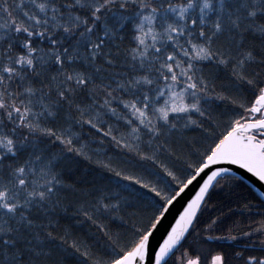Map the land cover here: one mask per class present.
Masks as SVG:
<instances>
[{
	"label": "snow or ice",
	"instance_id": "6c2138e0",
	"mask_svg": "<svg viewBox=\"0 0 264 264\" xmlns=\"http://www.w3.org/2000/svg\"><path fill=\"white\" fill-rule=\"evenodd\" d=\"M0 264H264V0H0Z\"/></svg>",
	"mask_w": 264,
	"mask_h": 264
},
{
	"label": "trees",
	"instance_id": "16d2710c",
	"mask_svg": "<svg viewBox=\"0 0 264 264\" xmlns=\"http://www.w3.org/2000/svg\"><path fill=\"white\" fill-rule=\"evenodd\" d=\"M237 191H239V190H237ZM84 231L87 232V228H85Z\"/></svg>",
	"mask_w": 264,
	"mask_h": 264
},
{
	"label": "water",
	"instance_id": "95a60500",
	"mask_svg": "<svg viewBox=\"0 0 264 264\" xmlns=\"http://www.w3.org/2000/svg\"><path fill=\"white\" fill-rule=\"evenodd\" d=\"M250 182V181H249Z\"/></svg>",
	"mask_w": 264,
	"mask_h": 264
}]
</instances>
